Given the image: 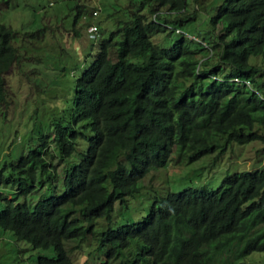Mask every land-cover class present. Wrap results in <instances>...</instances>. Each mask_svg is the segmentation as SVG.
Listing matches in <instances>:
<instances>
[{
	"label": "trees",
	"instance_id": "1",
	"mask_svg": "<svg viewBox=\"0 0 264 264\" xmlns=\"http://www.w3.org/2000/svg\"><path fill=\"white\" fill-rule=\"evenodd\" d=\"M12 1L0 0V16ZM131 1L105 35L91 23L97 42L84 63L70 57L50 71L58 89L40 94L55 101L48 112L16 122L27 150L8 148L0 167V228L53 250L38 264H73L70 252L90 241L94 264H233L264 252L263 167L196 184L215 158L185 176L165 175L163 189L151 182L169 165L264 142V0ZM75 7L70 28L79 36L80 15L91 22L100 10L92 17L79 0ZM33 22L31 32L23 21L19 30L0 23L1 126L14 100L8 73L46 28ZM22 31L28 39L17 45ZM36 58L33 69L46 62ZM70 64L80 68L76 77ZM145 200L147 212L120 220Z\"/></svg>",
	"mask_w": 264,
	"mask_h": 264
},
{
	"label": "rangeland",
	"instance_id": "2",
	"mask_svg": "<svg viewBox=\"0 0 264 264\" xmlns=\"http://www.w3.org/2000/svg\"><path fill=\"white\" fill-rule=\"evenodd\" d=\"M77 2L78 0H13L10 6L4 8L1 12L0 23L6 25L11 24L18 30V27H21L22 21L24 30L30 32L34 30L35 28L31 25L32 20H35V22H33L35 24L34 27L45 24L46 28L39 41H34L32 39V42L25 43V45L28 46V51L23 54L24 57H22L20 64L15 65L7 76L8 85L14 100L11 102L6 113L7 123L4 126L0 125V167L6 160L10 159L7 154L8 148H13L15 151L22 150L26 144L27 137L21 129H15L16 122L21 118L26 120L30 114H34V110H37L39 113H46L48 109L52 107L50 104H55L54 100H43L40 95L45 90L50 98L53 94L52 92L50 93L49 90L58 89V86L50 82V71H54V68L64 63V61L70 57L76 60L78 64L84 63L86 54L84 51L86 49L90 50V47L94 48L98 35H105V30L112 26L118 17L121 16L126 18V16L130 14L131 9L128 8V6L132 3L131 0H79L80 4L86 5L92 17H95L94 15L99 10L100 12L98 15H100L94 19L91 18V22L89 20L90 17L84 18L80 15L75 25L76 29L80 31L79 36H77L74 35V32L70 28V26H72L73 17L77 12L75 7ZM32 4L34 6H41V9L34 12L31 8V6H33ZM65 10L67 17L63 21L61 20V23L58 21L59 18L56 12L59 11L62 14ZM110 13H113L112 21L105 19V16ZM148 19H150V16H148ZM93 21L97 22V27L100 30V34L97 33L96 38L92 37V34H90V31H94L93 24L91 25ZM23 32L24 31L21 32V35L20 33L18 34L19 38L16 42L17 45L22 44L23 40L27 41L28 39L29 35L26 36ZM90 37L92 38L90 39ZM161 37L162 35H157L152 39L157 42L161 40ZM177 37V34L172 33L171 41L175 40ZM36 47L37 49L35 50L34 48ZM36 57L45 58L46 62H44V65L33 69L36 64H33V67H30L29 64L32 59H37ZM28 61L30 62L26 63ZM71 66L73 65H69L72 71L70 73H72L73 77H76L80 68H72ZM33 119L35 118L32 116L31 121ZM49 147L51 149L53 148V146ZM26 150L27 146L24 148V151ZM215 158L217 160V165L213 167V169L208 167L200 171L194 180L196 184L213 187L220 182L225 174L232 173L234 170L264 168V142L253 141L245 145L233 144L223 154L216 153L211 157L201 158L188 166L177 164L169 165L155 172L151 182L154 186H157V188L163 189L165 185L163 184V177L165 178V175H173L177 178L185 176L191 169L202 167L208 163V161L211 162V160ZM148 179L149 176H147L144 181L147 182ZM171 181H174V178H171ZM0 192H5V188L2 185H0ZM6 197L9 198L10 196L6 195ZM147 200L138 208H133L134 210H132L131 213L128 211L126 216L120 217V220L122 221L124 218L130 221L138 219L143 212H147L148 210L149 203ZM1 204L2 200H0V206ZM97 229L99 230L98 227ZM90 242L91 246L84 249L85 252L80 249L70 252V258L73 264H83L85 259L88 260L87 264L95 263L93 258L95 254L88 257V252H90L92 248H96V241ZM70 246L71 245H66V249H69ZM83 248H85V246H83ZM41 255L52 256L54 252L52 249H34L28 242L17 240L12 236L10 231L0 228V264H38V258ZM233 264H264V252H251L246 257L235 261Z\"/></svg>",
	"mask_w": 264,
	"mask_h": 264
}]
</instances>
